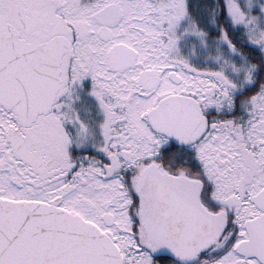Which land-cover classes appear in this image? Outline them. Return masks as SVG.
I'll return each mask as SVG.
<instances>
[{
	"label": "snow or ice",
	"instance_id": "obj_1",
	"mask_svg": "<svg viewBox=\"0 0 264 264\" xmlns=\"http://www.w3.org/2000/svg\"><path fill=\"white\" fill-rule=\"evenodd\" d=\"M0 264H264V0H0Z\"/></svg>",
	"mask_w": 264,
	"mask_h": 264
}]
</instances>
